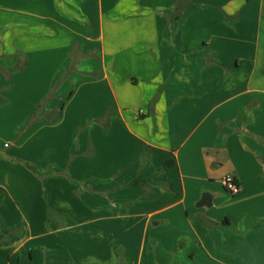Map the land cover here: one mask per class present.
Masks as SVG:
<instances>
[{
    "label": "crops",
    "instance_id": "0c3cea01",
    "mask_svg": "<svg viewBox=\"0 0 264 264\" xmlns=\"http://www.w3.org/2000/svg\"><path fill=\"white\" fill-rule=\"evenodd\" d=\"M181 1L0 0V264H264V0Z\"/></svg>",
    "mask_w": 264,
    "mask_h": 264
},
{
    "label": "built area",
    "instance_id": "2783aa9c",
    "mask_svg": "<svg viewBox=\"0 0 264 264\" xmlns=\"http://www.w3.org/2000/svg\"><path fill=\"white\" fill-rule=\"evenodd\" d=\"M222 183L225 189L233 196H236L241 192L239 181L233 174L226 175L222 179Z\"/></svg>",
    "mask_w": 264,
    "mask_h": 264
},
{
    "label": "trees",
    "instance_id": "16d2710c",
    "mask_svg": "<svg viewBox=\"0 0 264 264\" xmlns=\"http://www.w3.org/2000/svg\"><path fill=\"white\" fill-rule=\"evenodd\" d=\"M189 2H190L189 0H182V1L180 2V5H179L180 8H182L183 6H186L187 4H189ZM26 65H27V62H25L24 67H20V66L18 65V70H19V71L24 70L25 67H26ZM59 118H60V116H58L56 120H58ZM173 164H174V160L166 161V162L163 164V166H162V170H165L166 168L172 166ZM145 182H146V180L143 179L142 177H137L136 179H134V180L130 183V186L140 185V184H143V183H145Z\"/></svg>",
    "mask_w": 264,
    "mask_h": 264
},
{
    "label": "water",
    "instance_id": "95a60500",
    "mask_svg": "<svg viewBox=\"0 0 264 264\" xmlns=\"http://www.w3.org/2000/svg\"><path fill=\"white\" fill-rule=\"evenodd\" d=\"M212 195L210 193H205L203 194L202 196V199L200 200V202L198 203V206L199 207H202V206H212Z\"/></svg>",
    "mask_w": 264,
    "mask_h": 264
}]
</instances>
